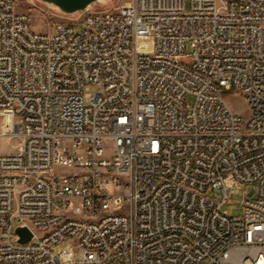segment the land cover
I'll return each instance as SVG.
<instances>
[{"label": "built area", "instance_id": "built-area-1", "mask_svg": "<svg viewBox=\"0 0 264 264\" xmlns=\"http://www.w3.org/2000/svg\"><path fill=\"white\" fill-rule=\"evenodd\" d=\"M77 20L36 31L0 0V264H264V0Z\"/></svg>", "mask_w": 264, "mask_h": 264}, {"label": "rangeland", "instance_id": "rangeland-1", "mask_svg": "<svg viewBox=\"0 0 264 264\" xmlns=\"http://www.w3.org/2000/svg\"><path fill=\"white\" fill-rule=\"evenodd\" d=\"M129 1L130 0H106V3L92 4L89 9L102 10L113 8L121 6ZM15 3L19 10L26 11L30 14L31 26L33 30L53 33L56 21H68V24L72 26L77 32H80L84 28L83 22L81 20L70 21L71 18L78 16L80 12L74 15L63 14L39 0H15ZM190 51L191 47L187 46V52ZM224 100L235 114H238L244 119L249 118V105L243 95L226 90L224 93ZM8 151H12L10 143L0 142V152ZM237 188L238 192L233 193L230 197V200L223 206V209L226 210L228 215L233 217H240L242 215L243 200L246 197H252L255 194V189L251 186L244 187L237 185Z\"/></svg>", "mask_w": 264, "mask_h": 264}, {"label": "water", "instance_id": "water-1", "mask_svg": "<svg viewBox=\"0 0 264 264\" xmlns=\"http://www.w3.org/2000/svg\"><path fill=\"white\" fill-rule=\"evenodd\" d=\"M50 7L55 8L63 14L74 15L86 11L94 3H106V0H39ZM15 232L18 235V242L25 243L32 238V233L25 226H17Z\"/></svg>", "mask_w": 264, "mask_h": 264}]
</instances>
